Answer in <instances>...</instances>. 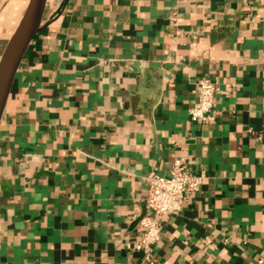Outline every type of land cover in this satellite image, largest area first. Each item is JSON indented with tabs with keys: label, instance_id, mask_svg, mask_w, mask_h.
Here are the masks:
<instances>
[{
	"label": "crops",
	"instance_id": "1",
	"mask_svg": "<svg viewBox=\"0 0 264 264\" xmlns=\"http://www.w3.org/2000/svg\"><path fill=\"white\" fill-rule=\"evenodd\" d=\"M28 1L0 0V57ZM201 78L212 121L189 114ZM178 157L204 181L156 258L264 264V0H45L0 122V264H146L145 174Z\"/></svg>",
	"mask_w": 264,
	"mask_h": 264
},
{
	"label": "built area",
	"instance_id": "2",
	"mask_svg": "<svg viewBox=\"0 0 264 264\" xmlns=\"http://www.w3.org/2000/svg\"><path fill=\"white\" fill-rule=\"evenodd\" d=\"M217 90L215 80L199 79L197 99L189 109L193 120L203 122L215 120L214 98ZM203 181L204 175L192 172L184 157L174 160L169 174L154 170L149 175L146 202L149 212L140 221L142 232L136 242V248L144 253L146 264H171L158 260L154 252L155 244L161 239L162 220L165 216L181 210L187 198L200 190Z\"/></svg>",
	"mask_w": 264,
	"mask_h": 264
},
{
	"label": "water",
	"instance_id": "3",
	"mask_svg": "<svg viewBox=\"0 0 264 264\" xmlns=\"http://www.w3.org/2000/svg\"><path fill=\"white\" fill-rule=\"evenodd\" d=\"M44 2L45 0L28 1L23 15L0 57V122L5 111L16 73L35 33L38 30ZM142 66L146 67L147 64L142 63ZM125 76L132 78L136 87L134 89L126 87L121 88L129 97V100L127 102L120 100V106L123 111L130 109L132 115L135 117L134 121L137 122V124L144 125L146 120L141 118V116H143V110L140 106V93L137 87L141 82L142 72L127 71ZM125 121V118L119 117L118 120L114 122L113 127L117 128L125 123ZM151 171L152 168L145 174L147 184ZM145 214L146 212L141 214L140 217L142 218Z\"/></svg>",
	"mask_w": 264,
	"mask_h": 264
}]
</instances>
